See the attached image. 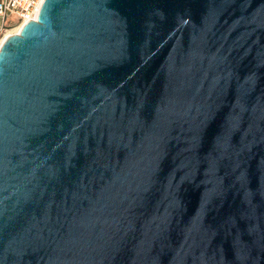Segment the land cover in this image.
Listing matches in <instances>:
<instances>
[{
  "label": "water",
  "instance_id": "water-1",
  "mask_svg": "<svg viewBox=\"0 0 264 264\" xmlns=\"http://www.w3.org/2000/svg\"><path fill=\"white\" fill-rule=\"evenodd\" d=\"M0 46V264H264V0H44Z\"/></svg>",
  "mask_w": 264,
  "mask_h": 264
},
{
  "label": "built area",
  "instance_id": "built-area-1",
  "mask_svg": "<svg viewBox=\"0 0 264 264\" xmlns=\"http://www.w3.org/2000/svg\"><path fill=\"white\" fill-rule=\"evenodd\" d=\"M43 1L0 0V39L4 37L2 42L9 28L14 27L13 29L20 28L21 30L26 21L37 19Z\"/></svg>",
  "mask_w": 264,
  "mask_h": 264
},
{
  "label": "bare ground",
  "instance_id": "bare-ground-1",
  "mask_svg": "<svg viewBox=\"0 0 264 264\" xmlns=\"http://www.w3.org/2000/svg\"><path fill=\"white\" fill-rule=\"evenodd\" d=\"M19 31H20V28L11 29V30L7 31L5 37H8V36H10V35L13 34V33H18ZM3 38H4V37H3ZM3 38L0 39V45L2 44L1 42H2Z\"/></svg>",
  "mask_w": 264,
  "mask_h": 264
},
{
  "label": "rangeland",
  "instance_id": "rangeland-1",
  "mask_svg": "<svg viewBox=\"0 0 264 264\" xmlns=\"http://www.w3.org/2000/svg\"><path fill=\"white\" fill-rule=\"evenodd\" d=\"M13 28H14V27H11V28H9V30H11V29H13ZM9 30H8V31H9Z\"/></svg>",
  "mask_w": 264,
  "mask_h": 264
}]
</instances>
